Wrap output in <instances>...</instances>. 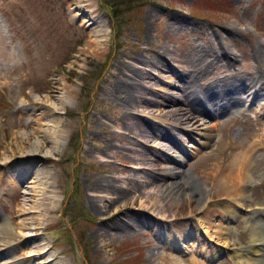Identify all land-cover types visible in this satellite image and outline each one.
<instances>
[{
	"label": "rangeland",
	"instance_id": "1",
	"mask_svg": "<svg viewBox=\"0 0 264 264\" xmlns=\"http://www.w3.org/2000/svg\"><path fill=\"white\" fill-rule=\"evenodd\" d=\"M143 2L128 14L116 12L114 18L105 0H0V221L8 218L14 225L6 253L13 264H28L31 252L21 253L20 248L27 251L44 242L50 248V258L45 261L51 264H170L172 255L190 260L181 246L170 251L167 236L171 231L182 234L185 230L190 235L186 240L179 238L181 244L194 247L199 244L198 236L207 248L209 240L199 229L203 225L200 221L208 220L211 228H216L220 223L217 210L227 199L208 173L215 172L216 163L225 166L251 150L259 139L263 148L256 151L253 160L254 185L249 194L252 205L264 200V94L245 97L240 109L216 121L198 119L195 126L186 123L189 128L174 126L154 106L161 100L157 94L167 90L180 94L172 86L183 83L177 76L200 67L205 70L196 79V92L203 85L240 79L249 84L251 78L264 87V0ZM83 10L88 13L83 14ZM95 38L99 39L98 47L93 45ZM136 56L144 60L134 61ZM122 62L148 72L141 83L154 108L148 112L139 108L135 114L147 118L150 127L169 129L175 142L172 147L153 135L138 139V143L128 134L127 138L116 134L123 131L126 109L120 101L124 93L112 89L120 74L132 80ZM38 99L46 100L41 111L56 104L50 122L64 130L62 138L42 133L27 137L33 126L27 125V114ZM212 124V141L197 149L198 142L205 141L204 127ZM19 131L25 134L18 136ZM107 139L114 146L104 153ZM37 140L41 158L28 163L23 149H30ZM20 148L23 154L11 155V150ZM155 158L162 167L179 166L185 171L189 181L201 186L202 198L196 200L188 194L177 197L146 184ZM28 164L35 167L37 176L52 184L39 187L31 199L24 194L28 191L25 187L11 189L17 166L30 184L32 177L22 168ZM105 177L128 192L127 204L135 214L130 221L115 209L116 204L109 203L111 195L90 189L92 182ZM50 190L59 200L52 203L47 199ZM99 195L104 196L102 200ZM29 200L40 210L35 213V224L31 219L34 213L21 215L32 210ZM210 211L213 213L207 215ZM109 216L128 221L133 229L120 232L112 227V236L108 231L99 234L102 226H113ZM22 218L30 228L23 233H37L30 242L18 235ZM248 230L245 221L234 220L227 235L241 248L249 243ZM39 257H32V262L39 264ZM207 264L238 262L237 257L222 254Z\"/></svg>",
	"mask_w": 264,
	"mask_h": 264
},
{
	"label": "bare ground",
	"instance_id": "2",
	"mask_svg": "<svg viewBox=\"0 0 264 264\" xmlns=\"http://www.w3.org/2000/svg\"><path fill=\"white\" fill-rule=\"evenodd\" d=\"M86 12H87L86 10H83V14ZM92 41L94 47L99 46L98 38H95ZM133 60L140 62L143 61L144 59L143 57L141 58L139 56H136L133 58ZM121 65L122 67H124L123 69H126L125 71H128L129 73L128 75L132 76V80H129L127 79V77L120 74L118 77V84H115V86H113L114 89H112V91H118V92L121 91L122 93H124V97H122L120 101L124 106V108L126 109L123 116L125 118L124 125L122 126L123 131H117L116 134L123 137H125V135L128 134L131 136V139H133L134 142L135 141L138 142V139L140 140V138H149L153 135L156 138L165 140L168 146L172 147L173 145H175L174 144L175 142L174 139H172L170 132L168 131L169 129L165 131V129L156 128L155 126L150 127L151 125L147 118L138 117L135 114L136 110L137 113H139L138 112L139 108L141 109L142 112H148L147 110L150 109L151 106H153V104L151 103L152 101L150 100L151 98L149 97V99H147L148 97L146 98V96L144 95L146 89L142 88L143 82L141 83V80H143V78L146 77V74L148 72L146 73L141 69L134 68L135 66L133 64L130 65L129 63L126 62H122ZM204 70L205 69L203 67H200V69L196 70L195 72L192 71L191 73L188 72L185 75L181 74L183 76L180 75L177 76L179 81L180 82L183 81V83L177 84V86L172 84L171 85L173 87H176L177 90H179L180 94L175 95L173 94L174 92H168V90L167 92L157 94L159 95L161 100H159L154 106L157 108L159 114L163 113L164 116L167 118V120H170L174 126L180 127L185 125V127H187L186 123L190 124L191 126H195L197 125L198 119L201 120L204 119L205 121L206 120L211 121V119H213L216 121L223 115L233 114V111L235 109H240L242 104L244 103L245 97H250L251 95H253L254 97L260 98L264 94V87L259 86L257 84V81L253 78L248 80L249 82V84L247 83L248 87L246 86L247 84H245V82L247 81L244 82L241 81L240 79L232 83L225 82L224 84L221 85L220 84L203 85L196 92L195 90H193L194 85L196 84V79L201 77L200 74L203 73ZM206 78L208 79V77ZM144 87L148 88L146 85H144ZM69 92L71 93L72 91H68V93ZM45 101L46 100L38 99L31 106L27 114L29 116L27 117V121H28L27 125L33 124V126L27 137H30L38 133H42L44 136H47L49 138H55V139L62 138V136H64V133L62 131L64 130L60 128V125H58V123L50 122L53 121L52 117L56 113L55 111L57 109V106L55 103H53L49 106L47 111L43 109L41 111V108L45 107L44 105ZM166 106H171V107L167 108ZM214 126L215 124L204 127V133H202V135L205 141L198 142L197 149L205 148L210 144V142L214 137L212 134V129ZM185 127L183 128L185 129ZM187 128H189V125ZM186 130L189 133L192 131L191 129H186ZM172 132L174 133V131ZM21 134H25V133L19 131L17 135L21 136ZM128 135L126 136V138L130 137ZM21 140H23V138ZM130 142L133 144V141ZM39 145H40V140H37L33 144V146L30 147V149H27V147H26L27 150L24 151L23 149L24 155L26 156L25 160H27L28 163H33L34 161L41 158L38 155ZM112 145H113L112 140L107 139L106 146L102 149V151L106 153L107 149H110ZM262 148H263V144L262 141L259 139L257 140V143L255 145H252L251 150L243 151L241 154L236 156L234 159L231 160L230 163H228L225 166L220 163H216L215 172L213 173V171H211L208 173V176L210 175L213 176L211 179H213L212 182H214L213 183L214 186L221 188V191L219 190V192L225 193L227 195L225 196L227 197L225 206L224 207L222 206L220 210H217L220 218L219 220L220 223H218L215 226L216 228H211L212 225L210 226V222L208 220L200 221L204 226L202 225L199 229L202 228L203 233L205 232L206 240L207 239L209 240L206 243L207 248L201 245V243L203 242H201L200 238H198L197 236L196 241L199 242V244H197L194 247H190L191 248L190 249L188 246H184V244H181L182 242L181 240H179V238L186 240L188 235H190V233L186 232L185 230L182 231V234L176 231H171L172 232L171 235L167 236V242L169 244L168 246L171 249L170 251L171 252H173L174 250L176 251V248L181 246L180 247L181 251H185V253L190 254L189 256L190 260H188L189 261L188 262L187 260L181 258L182 256L176 257L172 255L171 256L172 258L170 257V261H171L170 264H183V263L207 264L208 262L217 259L222 254L228 255L230 256V258L232 256L237 257L238 264H264V200L259 201L254 205H252L253 199L250 197L249 194V190H250L249 187L251 185H254L253 184L254 181L252 182L251 180L252 179L251 172H254L253 160L254 157L256 156V151H258L259 149L261 150ZM16 152L22 153V149L20 148L19 150L10 151L11 155H15ZM143 154L145 153H141L140 155L142 156ZM160 157L161 156H158V158ZM142 158L140 159L142 160ZM151 166H152L151 172L147 177L148 179L146 181V184L153 185L156 188L158 187L157 188L158 190L160 188L161 190L164 189V191L168 192V194L171 193L172 195L174 194V196L177 197L188 194L196 200H200L202 198L203 192L201 186L197 185V183H195L194 181H189L185 171L179 169L178 168L179 166L177 167L170 166L168 168L162 167L161 163L156 158L152 160ZM33 167L34 166L29 164L26 165V167L25 165L22 166V168H25L28 175L32 177V179L30 180V184L28 185H27L28 178H26L25 174L23 175L19 171V169H21L20 166H17L14 174L12 173L14 180L16 181L11 185V189L16 191L21 186L25 187V189H27L28 191H25L24 194L30 196V199L32 198L33 192L35 193L39 187L52 186L50 181H45L41 179V177L37 176L36 175L37 171L35 167L34 168ZM168 178H170L169 179L170 181L167 180ZM90 189L92 191H99L98 193H107L108 195H111V198L109 199V203L116 204L115 209H118L119 212L121 211L128 220L135 217V214H133L131 211V206L127 204L129 198L128 192L121 188H118L115 185V183L112 181V179L108 177L98 179L97 181L92 182V185H90ZM103 197L104 196L99 195L97 198H101L102 200ZM47 199L52 203L54 201L59 200L58 195L55 192H53V190L49 191L47 195ZM29 201H31L32 210L22 211L21 215H23V217H26L25 215L28 214L29 212L34 214L40 212V210L37 211L38 207L36 202L32 200ZM93 201L94 200L92 199V202ZM252 206L255 207L251 208ZM52 208L53 207H50L48 211ZM99 211L102 212V208H100ZM212 213L213 211H210L208 214L207 213L206 214L211 215ZM36 214L33 215V218H31L34 224L36 223L35 221H37ZM108 219L109 222L113 224V226L111 227L102 226L99 229V234L103 235L102 231H108V232L111 231L112 227L116 228L120 232H126L129 228L133 229L132 225L128 223V221L124 222L121 221L120 219L115 221L111 216H109ZM234 220L245 221L249 228L248 230L249 238H250L249 243L247 245L241 246V248H238V246L236 247L235 243L231 242L227 235L229 232V225ZM27 223L28 222L25 221V218L21 219L20 223L18 224L19 226L18 235L26 239V241L30 242L32 241V239H34L37 236V233H33L30 235L28 234L26 235L25 233H23L24 231L30 229ZM33 229L37 231L38 227L35 226ZM194 229L197 231L199 230L197 229V227H194ZM12 230L14 231V225L10 222V220H8V218L0 221V264H13L12 260L10 259L11 257H8L6 254L12 242L9 238L10 232H12ZM109 234H111L110 236H112V233L109 232ZM49 250L50 248L48 247V244L44 242L42 245L33 246L31 249L28 248L27 251L20 248L19 252L24 254L31 252L28 253L29 256L30 255H32V257L41 256L39 257L40 259H37L39 260V264H51V262L45 261L47 256L50 258L48 254ZM29 256L27 258L28 264H34L31 260L32 257ZM197 256H200L203 260L198 259Z\"/></svg>",
	"mask_w": 264,
	"mask_h": 264
},
{
	"label": "trees",
	"instance_id": "3",
	"mask_svg": "<svg viewBox=\"0 0 264 264\" xmlns=\"http://www.w3.org/2000/svg\"><path fill=\"white\" fill-rule=\"evenodd\" d=\"M143 0H105V5H107L114 15V18L118 16L116 12H122L123 14H128L133 11L136 7L144 4Z\"/></svg>",
	"mask_w": 264,
	"mask_h": 264
}]
</instances>
